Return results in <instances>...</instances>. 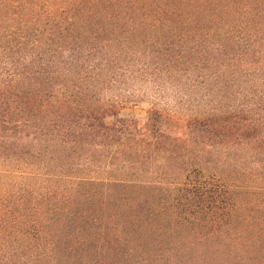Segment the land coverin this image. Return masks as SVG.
Instances as JSON below:
<instances>
[{"label":"trees","instance_id":"1","mask_svg":"<svg viewBox=\"0 0 264 264\" xmlns=\"http://www.w3.org/2000/svg\"><path fill=\"white\" fill-rule=\"evenodd\" d=\"M0 264H264V0H0Z\"/></svg>","mask_w":264,"mask_h":264},{"label":"rangeland","instance_id":"2","mask_svg":"<svg viewBox=\"0 0 264 264\" xmlns=\"http://www.w3.org/2000/svg\"><path fill=\"white\" fill-rule=\"evenodd\" d=\"M127 108H121L118 111V115L122 116V117H136V118H146L147 117V110L150 107V103L149 102H144L141 105L138 106H133V105H129L126 106ZM114 116L110 115L106 118L107 122H112L114 121ZM168 125V124H167ZM172 125H169L168 127L171 128ZM174 132L177 135L180 136H185L187 134V128L185 127L184 124L179 123L178 125H176V129L174 130Z\"/></svg>","mask_w":264,"mask_h":264}]
</instances>
